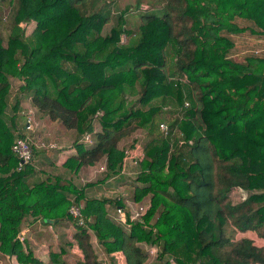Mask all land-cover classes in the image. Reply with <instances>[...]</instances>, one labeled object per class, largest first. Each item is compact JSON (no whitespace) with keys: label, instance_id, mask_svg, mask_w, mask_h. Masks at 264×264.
Returning a JSON list of instances; mask_svg holds the SVG:
<instances>
[{"label":"trees","instance_id":"1","mask_svg":"<svg viewBox=\"0 0 264 264\" xmlns=\"http://www.w3.org/2000/svg\"><path fill=\"white\" fill-rule=\"evenodd\" d=\"M158 1L161 14L130 22L131 6L111 14L109 0H0V254L13 264H45L18 239L28 218L73 223L80 258L59 249L47 264H98L93 239L124 264H148L142 242L157 248L153 264H264V0ZM9 79L20 82L13 92ZM28 96L74 142L97 121L93 144L61 166L70 176L102 159L105 178L117 173L122 143L145 133L133 198L148 203L127 230L77 225L67 210L84 189L71 177L29 182L31 163L16 170Z\"/></svg>","mask_w":264,"mask_h":264},{"label":"crops","instance_id":"2","mask_svg":"<svg viewBox=\"0 0 264 264\" xmlns=\"http://www.w3.org/2000/svg\"><path fill=\"white\" fill-rule=\"evenodd\" d=\"M15 81L17 80L9 79L10 85L11 82ZM17 87H15L14 90H16ZM11 91L13 92V90ZM20 100L19 111L16 117V135L20 134L23 129L24 122L22 123V118L26 112L24 107H32L29 103V96L27 99L23 97ZM33 109L34 117L36 119H34L36 121V129L32 134L33 140L36 141L41 139L44 141H53L57 147L54 149L42 150L33 148V157L30 162L33 170L32 174L28 178L29 182H39L45 179L47 176L60 177L61 179H67L71 177L70 181L73 186L84 189V197L79 201L83 208L84 219L93 222L98 230H104L111 224L125 229L126 226L116 220L118 215L116 214L115 210L120 208L126 215V212L128 211L127 204L141 205L144 204V200H148L147 198L143 197L139 201H135L133 198L134 188L131 191L132 193L129 195L124 189L126 186L132 187L131 183L136 184V186H140L138 183H134L132 181L134 177H131V174L129 171H127L129 168L133 169L132 174L136 175L138 171L136 168L138 163L134 165L129 162V160H126L122 162L120 170L117 173L106 178L104 171L98 172V168L100 166H98V164L80 167L75 172V174L71 176L69 173L62 172L61 166L65 160L71 156H77L80 152L88 148L89 145L91 146L94 140L92 139L93 142L91 144L82 143L81 135L74 142L73 133L71 131L63 129L59 124L51 122L45 116L38 115L35 108ZM97 130H99L98 127L96 128L94 125L90 133L94 134ZM134 147H137V145L135 144L134 146H131V148ZM120 149H122V147ZM101 162L103 163V160ZM131 166L133 168H131ZM125 168L126 170H124ZM86 184L90 185L86 186ZM118 198L120 201H122V204L114 206V201ZM96 215L98 216L97 219ZM49 221L50 222H41L39 218H28V222L21 225L19 230V236L22 238V242L28 246L36 258L42 263H48L49 251H59V249H62L66 258L73 263L75 260H77V258H80V253L76 247L73 245L70 246L71 248L69 249L68 245V242L71 238V233L74 231L73 223L69 219ZM31 227L37 229V231L40 230L41 233L31 230ZM51 232L53 233L52 236L50 235ZM246 235L255 239L256 244L263 243V240L261 238H256L253 233L247 232ZM92 243L99 253L98 264H109L110 260L114 261L116 264H124V259L120 251L106 254L103 252L102 247L96 242L95 239H93ZM0 264L13 263L7 258V256L0 254Z\"/></svg>","mask_w":264,"mask_h":264},{"label":"built area","instance_id":"3","mask_svg":"<svg viewBox=\"0 0 264 264\" xmlns=\"http://www.w3.org/2000/svg\"><path fill=\"white\" fill-rule=\"evenodd\" d=\"M121 41L123 39L121 38ZM264 51V49H263ZM259 52L258 50H254V53ZM184 105H187L185 102ZM34 107H29L27 111L24 114V123H23V129L20 134H18L12 144H11V151L14 154V156L17 158V167L16 170H20L23 168L24 165L29 164L32 160L33 154L32 150L33 148L36 149H54L56 148V144L53 141H44V140H33L32 134L34 133L36 129V119L34 117ZM101 112H97L94 115V119H96ZM35 119V120H34ZM158 129L162 134L165 136L168 132L167 126L164 123H160L158 125ZM95 131V130H94ZM93 134L90 132H84L81 136V142L85 144H91L93 141ZM137 147L133 149V151H129L126 149H122L123 156L121 158V163L129 160L132 164L136 165L138 161L141 158V150L140 153L137 155H133L134 153H137ZM104 162V160H103ZM104 170V164L102 166H99L98 172ZM128 211L126 212L127 220H125V213L120 209L117 208L116 214L118 215L117 221L119 223L124 224L126 227L125 229H128L130 227V223L140 218V216L144 213V211L147 208V205L141 204V205H130L127 204ZM68 215L71 219H73L77 225L79 226H85V219L83 215V208L80 203L78 204H71L68 207ZM18 239L22 242V238L18 236ZM144 251L147 253V256H156L157 248L155 246L147 245L145 243L140 244Z\"/></svg>","mask_w":264,"mask_h":264},{"label":"rangeland","instance_id":"4","mask_svg":"<svg viewBox=\"0 0 264 264\" xmlns=\"http://www.w3.org/2000/svg\"><path fill=\"white\" fill-rule=\"evenodd\" d=\"M112 2V1H114V4H112V3H110L109 4V10H110V12H111V14L112 13H114V12H116L118 9H120V8H123V7H125V6H131L130 7V9H132V10H130L129 11V13L126 15V17H128V19L130 20V22H132V21H134V20H137L136 19V14H138V13H140V11H143L142 13H144V14H152V13H157V14H161L162 13V11H163V8H162V6H161V4H160V1H158V0H156V1H153V0H141V1H143V2H148V1H151L152 3H153V5L151 6V7H149V8H147V5H139V10L137 11L136 9H135V3L138 1V0H109V2ZM3 5H4V3H2V2H0V15H4V13H6V10H7V7L5 6V7H3ZM134 10V11H133ZM1 21V23H0V25L3 23V21L2 20H0ZM109 25H110V22H108L106 25H105V29H107L108 27H109ZM0 36L3 38V39H5V36H6V30L2 27V26H0ZM122 39H123V42L126 40V37L125 36H122ZM235 54H233L232 55V57L234 56ZM233 59H236V57L234 56V58ZM18 84H19V82H17V81H15V82H11V90H14V88L15 87H17L18 86ZM9 102H10V104H12L13 103V98L10 96V99H9ZM27 108H28V106L27 107H24V109L27 111ZM21 112V111H20ZM22 114V113H21ZM22 116H23V114H22ZM24 122V116H23V118H22V123ZM94 125H95V127L97 128L98 127V124H97V121H95L94 122ZM175 131H177L176 129H174ZM66 132V131H65ZM133 135H134V137H133ZM133 135L129 138V139H127L126 140V142H123L122 143V145H121V147H122V149H126V150H129V151H132V149H135L136 147H134V148H131L130 146L132 145V146H134L135 144L137 145V153H134L133 155H137V157H138V154L140 153V150H142V148H143V144L145 143V141H146V136H145V133H143V132H139V131H136V132H134L133 133ZM17 136V135H16ZM15 136V137H16ZM14 137V138H15ZM46 141H48V140H46ZM90 146V145H89ZM88 146V147H89ZM103 160V159H102ZM101 160V161H102ZM100 161V162H101ZM100 162H98V166L100 165V166H102L103 164H104V162L102 163H100ZM105 167V166H104ZM131 168H133L132 166H131ZM137 168V167H136ZM124 170H126V168L124 169ZM132 170L133 169H128L127 171H129V173L131 174V177L133 176V177H135V175L134 174H132ZM104 171V170H103ZM124 172H126V171H124ZM133 181V180H132ZM131 184H133V183H131ZM121 186V185H120ZM133 186H136V184H134V185H132V187L131 186H126L124 189H125V192L129 195L130 193H132L131 191L133 190ZM148 199V198H147ZM144 202V204L146 205L147 203H148V200L146 201V200H144L143 201ZM231 226H225V234L226 235H228L229 237H230V240H231V242H234L238 237H239V235L233 230V229H231L230 228ZM31 230H33V231H37V229H34L33 227H31ZM37 232H39V233H41V231L40 230H38ZM74 232V231H73ZM72 232V233H73ZM71 233V234H72ZM37 235V234H36ZM50 235L52 236L53 235V233L51 232L50 233ZM229 246V245H228ZM71 247L69 246V249H70ZM69 249H68V251H69ZM68 260V259H67ZM154 260H155V257H153V256H149L148 257V259H147V262H148V264H153V262H154ZM69 261V260H68Z\"/></svg>","mask_w":264,"mask_h":264},{"label":"water","instance_id":"5","mask_svg":"<svg viewBox=\"0 0 264 264\" xmlns=\"http://www.w3.org/2000/svg\"><path fill=\"white\" fill-rule=\"evenodd\" d=\"M45 221L50 222L49 220H45Z\"/></svg>","mask_w":264,"mask_h":264}]
</instances>
